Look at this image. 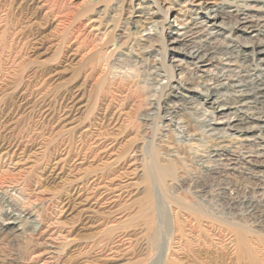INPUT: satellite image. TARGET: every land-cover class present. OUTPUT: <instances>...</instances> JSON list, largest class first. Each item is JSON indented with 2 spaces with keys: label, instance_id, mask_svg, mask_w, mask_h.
Listing matches in <instances>:
<instances>
[{
  "label": "rangeland",
  "instance_id": "rangeland-1",
  "mask_svg": "<svg viewBox=\"0 0 264 264\" xmlns=\"http://www.w3.org/2000/svg\"><path fill=\"white\" fill-rule=\"evenodd\" d=\"M204 1L206 7L233 10L224 16L235 20L236 0ZM242 2L237 4L248 5ZM148 4L151 0H0V264H164L177 204L199 208L200 225L184 240L194 250L200 245L193 257L197 264H248V258L235 259L227 239L232 229L227 223L242 222L225 207L220 187L250 192L256 180L242 173L218 177L195 162L197 154L229 138L205 135L204 120H219L218 105L176 116L199 120L186 130L183 123L169 126L161 108L171 90L163 91L162 85L176 84L186 94L198 81L212 85L213 75L187 64L180 66V80L190 76L188 87L166 78L172 47L162 50L170 39L167 24L180 26L174 16L185 23L194 12L180 0L174 9L181 7L183 13L173 10L165 18L160 11L156 23H150L139 20L137 12ZM249 11L264 15V10ZM238 31L223 28L218 38L236 44L232 39ZM148 34L156 40L152 52L140 40ZM152 66L159 67L154 86L146 82ZM199 93L196 99L202 101ZM185 131L193 132L195 140L184 139ZM242 136L235 134L228 142L240 147L251 141ZM159 140L166 147L157 146ZM173 144L180 152L172 150ZM156 147L158 162L173 164L169 174L145 172ZM251 169L264 175L259 167ZM11 202L30 206L35 214L24 219L21 231L3 225ZM149 203L160 231L153 249L145 228L148 214L142 211ZM43 219L51 236L31 231Z\"/></svg>",
  "mask_w": 264,
  "mask_h": 264
},
{
  "label": "bare ground",
  "instance_id": "bare-ground-1",
  "mask_svg": "<svg viewBox=\"0 0 264 264\" xmlns=\"http://www.w3.org/2000/svg\"><path fill=\"white\" fill-rule=\"evenodd\" d=\"M177 1L180 0H164V4H161L157 0H151L152 4H148V6L146 5L147 7H144L147 8V10L142 9L137 11L139 13V20L144 18L142 21L156 23V20L153 18L155 14L159 13L160 11V13H163L164 17L173 10H175L176 14L183 13L181 7L174 9ZM238 1H243L245 4L248 3V5L246 4V6H243L240 3L238 5ZM186 2H188L190 5V10L194 12V15H190L189 20L185 23L181 20V18L179 19L175 15V20L181 21L180 26L179 24H167L166 27L168 29L167 33L169 34L170 39H167L166 44L163 42L164 44L162 50L164 53H166V47L168 45H172L171 48H168V50H171V58L169 60L170 64H166V66L164 65L167 67V81H169V83L175 81L177 84H179V86L190 84V81H188V79L190 80L191 78L190 76V78L188 77L185 81H182L183 84L181 82L182 79L180 80L181 67H183L182 65L187 64L192 65V68L190 67L192 70L201 71L205 73V75H213V82L211 83V86L206 87V83L201 84L198 81L196 87L189 86V88H187V92L189 94L184 93L182 90H178L176 84L175 86L172 84L160 86L158 84L163 91L166 89L168 90L169 88L171 89L165 94V97H163L166 98V100L163 101L164 104H161L163 105L161 106L162 112H164L166 115L163 117L168 119L169 126L174 125L175 123H183L184 125L182 127L184 128L185 126L186 130L192 125V123L195 124L199 121L197 118L188 119L186 117H183V119L181 118L183 121L180 120L179 118L186 114L187 110L191 111L200 108L205 110L203 107L205 104H208L209 106L217 104V115H219V120H217V122L214 121L216 123L213 124L210 119L204 120L205 124L203 126L205 135L210 136L215 140L219 137H229V140L230 137H233L236 134L245 136L244 140L246 141H252L248 142L247 144H240V147H235L234 145L230 144L227 139H223V141L220 143L214 144L215 146L211 147L209 150H206L204 155H200V153L197 154L196 156L198 158L195 162L197 166L200 167L201 165L205 172L208 171L209 173L211 171L212 174H216L218 177L227 175L233 176L236 175L235 173H242L247 177H252L256 180L257 183L254 184L253 188L249 187L250 192L246 190L242 193H238V190L232 188L231 185L221 184L222 186L220 187V190L222 191H220V198L224 202L229 213L232 216H238V218H240L239 220L242 222H226L229 224V227H232L227 239L229 244L236 250L235 259L237 258L238 260L241 259L243 261V258H248V264H264V175L262 173L259 174V171L258 173H253L251 169V167L255 166L263 169L261 172H264V15H255L249 11L251 9L260 11L264 10L263 6H257L259 5L258 2H261L264 5V0H236L235 6L238 8L235 9L236 18L233 20L234 22L232 21L233 23L228 20L225 21L227 17L224 16L230 14L233 12V10L224 8L221 5H211L209 7H206V5L203 6L206 2L204 0H186ZM229 3L231 4V2ZM239 6L241 8H239ZM202 7H204L206 10H200ZM228 17H230V15ZM151 18L153 20H150ZM163 26L158 27L161 28V30H164ZM228 27L239 30L238 35H236L235 38L232 37V40L235 41L236 44L230 42L227 43L226 41L222 42L220 41L222 39L220 38L219 40L218 38V35L221 34L222 29H228ZM172 34L175 36H172ZM226 37L228 38V36H225V38ZM140 40H142L143 44L146 45L143 46L147 49L146 52H152L155 50L154 44L156 43H154V41L156 40L152 38L151 34H148L145 36V38ZM144 48L143 50H145ZM164 53L163 55H165ZM255 55H258V57L254 58ZM236 61L241 62L240 69H236L234 66V64L237 63ZM215 62L220 65L216 66L217 64H214ZM208 66H213V70L215 69V71L210 70V67L209 69L206 68ZM158 68H156V66H152V69H149L147 78L149 81H146L148 82L147 84L150 85L152 83L154 84L155 82H158L156 81L158 79L156 77H159ZM176 71H178V73H176ZM177 75L179 76V78H177L179 80L175 78ZM153 84L152 86H154ZM199 87H201V89ZM198 92L203 95L202 101L196 99ZM160 93H162V91H160ZM159 109L157 112H159ZM203 111L200 112L204 114ZM149 114L151 115V113ZM176 116H180L177 118L179 120L176 119ZM206 127L207 129H205ZM225 129L231 132H226ZM207 132L209 133L207 134ZM192 133L189 134V131H185L183 133L185 134L184 139L189 141L193 140L195 137L192 135ZM257 139L259 141H257ZM161 142H163V140H159L157 146L161 148L166 147L165 143ZM254 144H256V149L255 151H251L249 147L253 146ZM174 148L177 147L174 145L172 150H174ZM180 148H182V146ZM157 149L159 150V148L156 147L151 152L153 159L151 163L149 161L148 167H145L146 174L149 172L150 174H163V171L168 173L172 170L173 164L169 165L170 162H168V165H162L163 163L160 164V162H158L159 158L157 155ZM177 150L180 152L179 149ZM196 150H198V148ZM169 156L176 155L172 153ZM172 162H174V160ZM246 164H249L250 166H246ZM122 169L126 172L128 168L122 167ZM76 197L79 199L80 194H76ZM175 207L178 208H175L176 210L173 212L172 218L174 221L173 233L171 236L172 245L168 250L166 262L164 264H181L180 262L183 260L185 264H197L193 257L200 253V245L198 249L194 250L191 249V244L189 245L184 240L185 235H188L186 232L192 231L193 233L194 229L200 222V211H198L199 208H193L194 210H192L189 209L188 206L186 207L181 204H177ZM30 208V206L28 208L19 203L11 202V204L6 209V221L3 224L5 229L11 230L13 232L21 231L24 219L27 218V216L29 217L35 215L33 210H31L32 208ZM36 210L34 212H37ZM151 210L152 205L149 203L144 206L142 211L143 213L145 212L148 214V217L145 221V228L149 234V247L150 249H153L158 243L160 231L155 216L151 214ZM42 221V223H38L37 225L35 224L34 226L32 224L33 227L31 228V231L33 233L38 232L43 236H51V234H48V232L51 230L48 227L49 224L45 226V219ZM247 221H250L249 223H251V225L255 228L250 229V227H252L251 225L248 228ZM30 222L33 223V220ZM208 229L211 228L208 227ZM226 231L228 230L226 229Z\"/></svg>",
  "mask_w": 264,
  "mask_h": 264
}]
</instances>
